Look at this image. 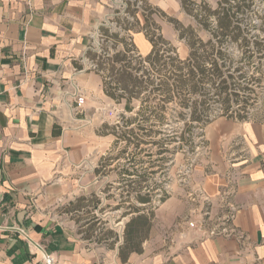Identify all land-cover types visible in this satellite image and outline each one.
Wrapping results in <instances>:
<instances>
[{
	"label": "crops",
	"instance_id": "0c3cea01",
	"mask_svg": "<svg viewBox=\"0 0 264 264\" xmlns=\"http://www.w3.org/2000/svg\"><path fill=\"white\" fill-rule=\"evenodd\" d=\"M119 2L0 0V264H46L45 253L54 264H264V120L218 116L200 137L192 184L210 197L215 215L222 212L218 199L227 179L234 178L238 235L201 237L183 221L186 204L171 198L162 208L166 220L187 211L181 222L162 243L145 241L122 261L120 242L107 248L82 239L59 210L91 185L83 173L93 171L109 143L107 134L87 125L93 107L112 99L86 52L100 26L124 34L109 21ZM129 35L137 54L150 52L142 31ZM94 152V161L81 162Z\"/></svg>",
	"mask_w": 264,
	"mask_h": 264
},
{
	"label": "trees",
	"instance_id": "16d2710c",
	"mask_svg": "<svg viewBox=\"0 0 264 264\" xmlns=\"http://www.w3.org/2000/svg\"><path fill=\"white\" fill-rule=\"evenodd\" d=\"M137 1L143 0H127L121 23L116 22L123 35L100 27L112 46L111 49L105 46L96 54L100 60L98 64L94 58L91 59L95 65L93 69L102 77L105 95L115 103L122 102L124 111L130 114L121 113L114 124L103 123L101 129L104 131L98 133L113 135V147L120 139H126L123 149L134 151L129 158L131 165L139 163L143 166L147 162L151 167L158 161L162 169L168 157L145 161L137 158L136 154L146 152L150 156L148 147L151 145L158 148V154L174 153L184 146L194 149L199 144L194 136L200 137L205 125L218 117L216 110L222 111L219 116L239 121L248 119L239 110L247 112L244 104L249 93L255 86L263 84L264 13L260 15L257 27L245 21L254 0H216L214 8L206 0L200 3L180 0L181 8L192 19V23L186 25L171 20L178 39L187 47V54L181 56L178 48L164 38L160 26L154 23L153 11L146 5H137ZM115 12L120 13V9ZM138 16L143 19L142 23ZM133 31H142L150 41L151 50L147 55L142 56L135 51L129 35ZM200 32H206L207 37L203 38ZM118 42L122 49H117ZM239 104L242 107L234 108ZM169 116L183 121L181 127L170 131L178 133L176 143H171L170 139H144L162 132L161 126ZM109 155L110 152L102 159H113ZM94 171L97 173L99 170L96 167ZM125 172L132 174L126 169ZM139 175H145V172ZM124 197L125 201L132 197L140 205L129 204L121 213V217L128 216L123 240L118 245V256L122 261L130 252L140 251L142 232L150 229L154 216L152 200L158 197L164 201L168 195L162 185L151 187L146 182H139L130 185Z\"/></svg>",
	"mask_w": 264,
	"mask_h": 264
},
{
	"label": "rangeland",
	"instance_id": "374dc122",
	"mask_svg": "<svg viewBox=\"0 0 264 264\" xmlns=\"http://www.w3.org/2000/svg\"><path fill=\"white\" fill-rule=\"evenodd\" d=\"M200 1L201 0H196L197 3H200ZM206 2L211 8H214L216 5V0H206ZM138 5L141 7L146 5V7L153 11L151 17L154 20V23L160 26V31L164 38L176 46L180 55H183L187 50V47L183 46V41L178 39L177 32L174 30L173 22L171 20L175 19L181 24L186 25L192 23V19L181 8L180 0L142 1ZM116 9H119V7H111L109 21L113 23H121L122 13H116ZM262 13H264V0H254L245 21L250 24H256L258 27L261 21L260 15ZM117 17L120 18L118 19ZM138 18L142 23L143 19L139 16ZM129 19H131L130 16ZM100 27L106 28L105 26ZM100 27L94 36V44L88 49L89 52L86 55L89 63H91V59L94 58L95 62L98 64L100 60L96 57V54H99L103 47L108 46L109 49H111L112 46L111 40L105 39L103 30H101ZM255 31L258 32V28H255ZM200 34L203 38H206L208 35L206 32H200ZM254 60H256L255 57ZM261 62L264 63V58ZM92 64L94 63L92 62ZM91 68L93 69V67ZM252 70L253 68H251V71ZM262 70L264 71V64ZM254 75L256 76L258 73H254ZM262 83L264 84V80ZM263 84L255 86L254 90L249 93L247 102L244 104L245 110H247L246 113H243V110L240 108L242 105L239 104L234 106V108H240L239 113L248 119L264 120ZM134 102L136 103L137 100ZM93 113V117L87 122V125L95 126V133L97 135H100L98 132L104 131V129H101L103 123L114 124L118 121L121 113H124L127 116L130 114L124 111L122 102L115 103L114 100H110V103L103 107L100 106L97 109L96 106L93 107ZM101 114L104 115L105 118L102 122H100ZM220 114H222V111L216 110V115L219 116ZM120 123L122 124V121H120ZM132 125L133 124L130 126ZM182 125V120H174L169 116V119L161 126V129H163L162 132L151 137H144V139L151 141L170 139L171 143H176V141H178V133H170V131L171 128H178ZM107 135L109 143L108 145H105L103 154H101L96 160L93 171L87 175L83 173V177L87 176L88 179H92L91 185L84 187L82 191L79 192L78 197L69 202H65L62 209L59 210L64 213L65 218L74 222L73 225H75L77 232L82 239L87 240L88 242L103 244L107 248H113L118 242H122L125 222L128 220V216L121 217V213L127 206H129V204L140 205L132 197L125 201V190L128 189L130 185H135L139 182H146L147 184H150L151 187L156 184L162 185L166 190L168 197L164 201H160L158 197H155L152 200L154 215L152 218V224L148 231L142 232L144 237L139 244V249H141V246L145 241L153 244L162 243V240H165L166 233L173 230L177 223L181 222L183 214L187 212L185 210L186 212L181 216H176L174 219L167 221L166 215L168 209H162L167 200L174 198L178 204L181 203L182 200L186 204V209L188 210L190 208L186 195L193 188L192 182L195 183L194 179L197 177V169L199 167L201 153L203 152V144L200 141L201 136H194L195 142H198L199 144L192 150L184 146V148L179 149L174 153L163 152L158 154L156 153L158 148L155 147V145H147L150 149L148 151V153H151L150 156L146 155V152L136 154L137 158H141L145 161L154 160L161 156L168 157L169 159L163 164V168L161 169L159 168L158 161H155L151 167H148L149 164L147 162L143 166L139 163L131 165L129 158L134 151L131 148L123 149L127 140L120 139L118 144L113 147L112 142L114 136L111 134ZM172 135L175 136L171 137ZM94 145L96 146V137H94ZM168 146L170 147L172 145L168 144ZM143 147L147 148L146 145H143ZM100 150L102 149L99 148L96 151ZM121 150H123L122 154ZM95 152L92 156H89L86 160L81 162L86 165L87 162L94 161L97 156ZM109 152V156L113 159L109 161L103 160L102 158ZM96 167L99 170L97 173L94 171ZM125 169L132 174L128 175L127 172H125ZM143 172H145V175H139V173ZM95 206L97 207L94 208Z\"/></svg>",
	"mask_w": 264,
	"mask_h": 264
},
{
	"label": "built area",
	"instance_id": "2783aa9c",
	"mask_svg": "<svg viewBox=\"0 0 264 264\" xmlns=\"http://www.w3.org/2000/svg\"><path fill=\"white\" fill-rule=\"evenodd\" d=\"M140 3L141 1H137V5ZM118 7L120 13L123 14L124 9L127 7L126 1L120 0ZM90 67L94 68L95 65L91 62ZM82 103L83 98L77 96L76 105L79 107ZM234 184L235 180L230 176L218 199L222 212L215 215L212 212L213 202L210 197L200 185L192 184L193 188L186 195L190 205L187 214L183 217L186 226L197 231L201 237H228L238 235V232L233 226V221L238 212V206L232 199L235 193ZM15 230L24 233L20 228H15ZM44 260L46 264H54L46 253L44 254Z\"/></svg>",
	"mask_w": 264,
	"mask_h": 264
}]
</instances>
